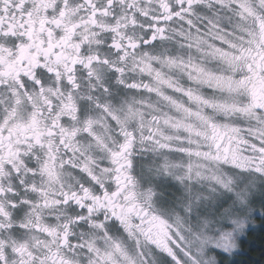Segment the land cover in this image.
Segmentation results:
<instances>
[{"label": "snow or ice", "instance_id": "1", "mask_svg": "<svg viewBox=\"0 0 264 264\" xmlns=\"http://www.w3.org/2000/svg\"><path fill=\"white\" fill-rule=\"evenodd\" d=\"M111 6L112 0H107V7ZM201 7L210 10L235 9L240 20L246 16L254 17L261 31L259 51L256 55H252L253 49L244 48L231 39L236 30L243 29L236 25L233 32H228L221 26L219 11H213L212 16H202L197 11ZM28 8L30 6L26 5V0H0V37L15 40L17 29L21 33L26 29V25L24 28L20 26L26 19ZM156 9L158 15L142 12L146 18L152 20V24L145 27V31L150 35L143 40L127 43L109 41L108 47L117 53L120 63H114L107 57L102 60L99 57L91 59L90 63H103L108 72L115 74V81L121 86L129 89L142 87L149 93H154L178 115L173 116L170 112L162 111L156 105L147 104L141 99L121 107L119 112L126 117L122 121L119 116L112 115L107 106L98 104L97 106L108 112L111 119L120 126V135L123 137L118 151L111 153L112 167L105 169L114 179L111 181L113 187L109 192L110 198L106 201L107 206L102 213L103 219L98 220L94 216L101 213L93 206V201L88 199L87 185H77L62 197L67 204L79 207L81 212L87 213L86 216L74 217L70 225L66 226L69 231L73 227L86 225L89 230L111 239L107 225L110 219L115 220L129 237L134 238L135 250L129 252L120 242H116L112 252L101 256L88 234L81 233L75 244L66 242L63 246L71 255L66 256L61 264H75L78 250L88 253V264H223L220 257L234 252L238 239L257 212L253 205L252 189L255 185L251 178L256 177L264 181V89L260 92L255 89L248 90L247 85L252 83L253 78L259 79L264 85V0H257L254 6L247 0H174V6L170 0H159ZM173 20H179L182 25L187 26V31L174 29L173 32L181 39L189 41L188 47L194 44L196 50L204 56L218 59L227 65L226 72L215 73L190 62L184 65L183 61H180L181 67L192 68L197 73L195 76L189 73V79L199 83L214 82L221 90H227L229 93L245 90L248 92L245 101H217L205 98L191 88L185 89L171 78H166L162 71L165 67L171 69L177 66V59L168 55H153L147 51L132 65V70L138 68L157 85H163L183 98L170 95L159 86L152 87L150 83L141 85L126 82L124 77L129 53L135 56V50L138 48H148L155 46L157 42L163 43L171 39L167 35L166 26ZM46 71L53 75L51 69ZM237 72L243 73L239 79L235 78ZM88 76L94 79L91 72ZM24 77L42 90L43 81L28 72L24 73ZM71 80L69 77L70 88L73 87ZM0 86L9 88L10 100L15 98L17 103L19 89H24L23 95L26 99H32L23 80L16 81L15 86H12L5 82L4 77H0ZM99 89L105 94H110V89L102 78ZM92 90L96 91L97 87L94 85ZM59 99L63 101L66 98L60 96ZM55 106L52 105L53 110ZM8 107L11 109L12 104L9 103ZM145 108L153 109V112L149 113L147 123ZM52 114L53 112H50V115ZM216 114L239 117L247 121L248 127L242 129L238 123L227 120L221 122L216 118ZM9 115L6 110L5 124L9 123ZM127 119L136 121L141 149L153 156L146 165L147 171L157 178H171L185 190L184 199L174 217L158 212L153 207L159 198L153 186L137 191L138 181L132 174L135 167L132 157L137 135L135 129L129 130L127 127ZM161 122L166 129L186 135L167 134L166 130L160 127ZM57 128V123L53 122L50 134H56ZM5 130L10 134L8 138L3 136ZM87 131L86 128L85 132ZM11 132L10 127L4 129L0 126V149L8 147L4 140L9 139L11 142ZM185 140L188 146H184ZM36 144L40 145L39 138L36 139ZM16 145L12 158L4 159L0 156V166L6 169L0 175V200L6 201V208L12 210L17 209L20 204L29 203L23 198L10 199L19 197L15 185L19 184L28 190L24 177L29 173L35 175V169L28 168L22 159L31 153L27 150L21 151L20 148V145H26L27 149H31V138H17ZM177 155L181 158H177ZM86 174L97 189H101V192L106 190L107 186L101 188L99 178L94 172L88 170ZM193 177L197 182L205 181L206 190L201 189L193 193ZM95 195L96 193H93V196ZM209 207L211 211L202 210ZM6 208L0 207V219L9 217ZM259 212L264 216V205ZM134 220L138 223H133ZM4 228L5 225L0 223V229ZM71 239L72 236L69 235L68 241ZM27 255L31 256V253ZM0 264H27L24 250L18 247L14 240H0ZM31 264H39V259H32Z\"/></svg>", "mask_w": 264, "mask_h": 264}, {"label": "flooded vegetation", "instance_id": "2", "mask_svg": "<svg viewBox=\"0 0 264 264\" xmlns=\"http://www.w3.org/2000/svg\"><path fill=\"white\" fill-rule=\"evenodd\" d=\"M158 2L159 0H112V6L107 7V0H26V5L30 8L20 26L24 28L26 25V29L22 33L17 29L15 40L0 37V77H4L5 82L12 86H15L16 81L23 80L32 97L31 100L26 99L24 89H19L17 103L15 98L10 100V89L0 86V126L12 129L11 142L9 139L4 140L8 147L0 149V156L4 159L13 157L17 138L22 140L30 137L32 142L31 149H27L26 145H20V148L21 151L31 153L22 159L28 168L35 169V175L29 173L24 177L28 190L16 184L19 197H10L16 200L23 198L29 203L20 204L17 209L12 210L6 208V201L0 200V207H5L9 213V217L0 219V223L5 225L4 229H0V240H14L24 250L27 264H31V260L36 258L39 259V264H61L66 256L71 255L63 246L66 242L73 244L72 240H77L75 235L88 228L80 225L69 231V227H66L74 217L87 215L79 207L69 205L62 199L66 192L72 191L77 185L88 186V199L93 201V206L101 213L94 216L98 220L103 219L102 213L110 198L109 192L113 187L111 181L114 179L105 169L112 167L111 153L118 151L123 137L120 135V126H116L114 122L104 132L91 126L85 132L86 128L80 124L84 116L79 102L85 84L91 80L88 73L91 72L94 76L97 71L105 69L103 63L92 64L90 60L107 57L114 63H120L117 53L108 47L109 41H141L150 35L145 27L151 25L152 20L142 12L158 15ZM170 2L174 6V0ZM179 23V20H173L166 26L167 35L171 39L163 43L157 42L155 46L136 49L135 56L129 53L127 63L138 54L141 56L154 47L174 42L178 35L173 30L179 29ZM255 29V42L248 47L253 49V56L259 51L261 38L258 24ZM46 69H51L53 75H49ZM25 72L43 81L42 90L24 77ZM241 75L243 73L237 72L236 79ZM69 77L72 78L71 88ZM247 89L260 92L264 85L259 79L253 78ZM138 90L142 92L141 88ZM238 93L242 97L244 94L245 99L248 96L245 90ZM60 96L66 99L61 101ZM9 103L12 104L11 109L8 107ZM53 104L56 105L54 110ZM6 110L10 113L7 124ZM50 112L53 114L50 115ZM53 122L58 125L56 134H50ZM75 131H78L79 136ZM9 135L8 131H3L5 138ZM37 138L40 145L36 144ZM85 144L88 150H80ZM143 154L137 138L132 157L135 165L145 159ZM88 170L99 178L101 188L107 186L106 190L101 192V189L96 188L86 174ZM5 171L0 166V175ZM136 171L135 166L132 174L137 179ZM93 193L96 195L93 196ZM133 223L138 221L134 220ZM9 225L13 227H8ZM107 227H115L127 237V233L115 220L110 219ZM69 235L72 236L70 241Z\"/></svg>", "mask_w": 264, "mask_h": 264}, {"label": "rangeland", "instance_id": "3", "mask_svg": "<svg viewBox=\"0 0 264 264\" xmlns=\"http://www.w3.org/2000/svg\"><path fill=\"white\" fill-rule=\"evenodd\" d=\"M247 2L250 5H255L257 3V0H247ZM198 13L202 16H212L213 11H219V20L222 27H225L228 32H233L234 26L238 25L241 30H236L234 35L231 36V39L235 40L237 44L242 45L244 48H248L252 44L250 41H255V26L258 24L257 20L252 16H246L245 19L240 20L238 19L236 15V10L233 9L232 11H229L228 9H209L207 7H201L198 10ZM264 14V13H262ZM179 30L180 31H187V26L182 25L181 22L179 23ZM204 30L203 28L201 29ZM239 37H243V39H239ZM190 42L187 40L181 39V37L178 35L176 38H174V42L169 41L167 44H163L162 46H159L158 48H153L147 52L153 55H168L171 57H175L177 59V66L172 67L171 69L165 67L162 69L164 75L166 78H171L174 82H177L180 86L184 87L185 89L191 88L198 94L204 96L205 98L209 99H215L217 101H229L231 102L233 99L237 101H245L244 94L243 97L238 92H231L229 93L227 90H221L220 87H218L214 82L213 83H199L195 80L189 79V73H192V75H197V73L194 71V69L189 67H181L179 62L183 61L184 65H188L189 62L192 65H199L202 66L212 72L220 73V72H226L227 71V65L220 62L218 59H214L211 57H206L200 52L196 50V46L193 44L192 47H188V44ZM140 57V54H138L134 59H132L130 62L127 63V70L126 75L124 79L127 83L135 82L137 84H144V83H150L152 87H161V89L165 92H167L170 95L180 97L178 93L171 92L169 89L164 87L163 85H157V83L153 80H151L149 77L143 75L139 69L132 70V65L136 63L138 58ZM118 64V63H117ZM159 67V65H157ZM237 76V73L235 74V78ZM94 79L89 80L82 91L81 95V109L83 112V119L81 120V127L91 129V127L97 129L100 132H104L106 130H109L112 122H114L111 117L109 116L108 112L102 110L101 107H98L97 105L101 106H107L108 111L112 113V115H119V117L122 121L126 119V117L120 112L119 110L123 105H126L127 103H134L135 100H145L147 104L156 105L157 107L161 108L162 111L170 112L171 115L176 116L177 113L173 112L170 108H168L163 101L159 99L157 95L154 93H149L148 91L144 90L141 87L142 92H140L138 89H129L126 86H121L116 83L115 81V74L110 73L107 71V69L99 70L94 74ZM101 78L103 79V82L108 85L110 89V94H105L103 91L99 89V83ZM97 87L96 91H93V86ZM140 89V88H139ZM91 97V99H90ZM81 112V113H82ZM145 123H147V119L149 118V113L153 112V109L151 108H145ZM216 118L220 120L221 122L230 121L234 123H238L241 128L248 127L247 121L241 120L239 117L231 116V117H225L222 114H216ZM111 120V121H110ZM115 123V122H114ZM116 126H118L115 123ZM91 126V127H90ZM127 127L131 130L135 129L137 138H139V129L136 126V121L134 119H127ZM160 127L162 129H165L167 134L170 135H186L184 133H177L171 129H166V126H164L161 122ZM77 136H79L78 131H75ZM145 134L146 131H145ZM195 139V137H192ZM83 145V144H80ZM79 145V146H80ZM184 146L187 145V141L185 140ZM147 147V146H145ZM80 150L86 151L88 150L87 144H85L84 147H82ZM144 151V150H143ZM251 155V153H246ZM143 157L145 159L143 161H140L141 163L136 166V172H137V181H138V187L137 191H142L144 187L147 186H153L155 190L159 194V198L155 201L153 207L158 211L162 212L167 216H173L175 215V211L179 210V205L184 199V188L178 184L175 180L171 178L166 177H155L151 173L147 171V163L153 159V156L150 152L144 151ZM177 158L179 155H177ZM186 159V157H184ZM195 159V158H194ZM252 182L254 183L255 187L252 189V197H253V205L257 209V212L254 216V218L251 220L249 225L246 227L245 232L248 230H251L255 226V218L260 217V207L262 204H264V181H262L259 178L252 177ZM192 191L193 193H196L200 191L201 189L207 188V183L205 181H199L197 182V179L193 177L192 180ZM211 211V208L203 209ZM109 236L111 239L106 238L95 231L89 230V228H84L83 230L79 231L77 233L76 238L77 240L80 237L81 233H87L89 236L90 241L94 244V247L99 250V255L103 256L106 255V253L113 251V245L116 242H120L123 247L127 248L129 252H132L135 250V243L134 238L129 237L127 234V237L120 233L119 230L115 227H107ZM244 233L240 236L238 241L244 237ZM76 234V233H75ZM77 240H72L73 244L77 242ZM237 241V245H238ZM236 249L234 252H236ZM79 255L76 257L75 264H88V253L86 251L78 250ZM232 254V253H231ZM230 254L220 257V259L225 260V258L228 257ZM162 264V262H161Z\"/></svg>", "mask_w": 264, "mask_h": 264}, {"label": "trees", "instance_id": "4", "mask_svg": "<svg viewBox=\"0 0 264 264\" xmlns=\"http://www.w3.org/2000/svg\"><path fill=\"white\" fill-rule=\"evenodd\" d=\"M255 221V226L238 241L236 252L225 258L223 264H264V216Z\"/></svg>", "mask_w": 264, "mask_h": 264}]
</instances>
